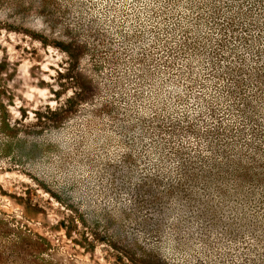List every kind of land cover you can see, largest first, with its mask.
Listing matches in <instances>:
<instances>
[{"label": "rangeland", "instance_id": "1", "mask_svg": "<svg viewBox=\"0 0 264 264\" xmlns=\"http://www.w3.org/2000/svg\"><path fill=\"white\" fill-rule=\"evenodd\" d=\"M253 1L0 0V264H131L59 227L66 202L122 249L138 239L173 264H264V151L233 123L264 121V96L245 105L227 65L264 64ZM146 172L197 176L148 222L157 244L122 212Z\"/></svg>", "mask_w": 264, "mask_h": 264}, {"label": "trees", "instance_id": "2", "mask_svg": "<svg viewBox=\"0 0 264 264\" xmlns=\"http://www.w3.org/2000/svg\"><path fill=\"white\" fill-rule=\"evenodd\" d=\"M262 0H254L253 1V7L256 5V10H247L249 16L252 19V23L254 24V27L257 28L258 34L260 36L261 31L264 30V27L262 26L261 21L264 22V5H258ZM264 25V24H263ZM257 35V38H260ZM262 36V35H261ZM264 38V36H262ZM240 38L245 40V42L249 43L254 38L252 35H240ZM250 46H252V42L250 43ZM256 54L258 58L256 59V62H259V59L261 57L264 58V45L260 48L256 49ZM238 57L240 58L241 62H246L245 57L240 54V52L237 54ZM242 58H244L242 60ZM233 58L230 60L232 61ZM264 60V59H263ZM245 63L242 64H236L234 62L233 65H231V62L228 65V69L230 72L231 76L237 77V73L239 75L241 74L242 78H244L245 75L248 76L249 81L242 80L240 78L239 80H234L233 83H231L228 87H233L234 94H236L239 99L243 102H246L245 105L250 107V102L249 98H253V95L259 94L261 96H264V86H262V82H254L253 88L251 87L252 85V80L250 78H254L255 80H263L264 82V64L260 66V69L255 70V74H253V69L250 65H244ZM254 64V62H253ZM254 80V81H255ZM246 93L248 95H246ZM71 101L69 99L66 100V103H70ZM239 106V105H238ZM242 107V105L240 104ZM63 107H65V104H63ZM248 107V108H249ZM251 109H254L251 107ZM254 111V110H251ZM54 112V111H53ZM53 112L49 111V118L45 117L47 121H50V118H52L54 115L52 114ZM256 113L252 112L250 114L247 113L246 117L248 118L249 123L250 122H258L257 125L254 123L249 125V124H242L241 126H238L235 124V121H233L234 126H236V132L239 130V132H248L250 131V134L248 135L249 138H244V142L248 143L250 146H254L253 149L260 151H264V121L256 117L254 114ZM224 130V129H223ZM235 132V133H236ZM218 134V133H217ZM216 134V135H217ZM227 136V135H226ZM225 135H222L221 137L216 136V139H214L213 143L214 145H224V144H233L231 139H224ZM248 139V140H247ZM212 145V142H211ZM203 157L207 160L209 158L208 152L203 155ZM216 162L218 164L222 165V158L215 156L214 157ZM232 158V157H231ZM188 171V170H187ZM186 172V170L184 171ZM185 178L186 182L193 181L196 175H191V176H183ZM182 176H178L177 179L173 182L171 178L164 179V177H160L159 172L156 174L153 173H145L143 176L144 182H142V186L145 188V191L142 193H139L135 191V193L129 194L127 192L126 194H123L122 196L129 197L127 200H124V206L122 207V212L123 214L126 215V217L129 219L128 226L135 227L139 233L143 234L145 238L148 240H153L154 243H158V241L161 239L160 237V225H158L157 221L154 222L153 224H148V222H151L153 220V215L158 214L160 215V211L168 208V206L171 205V202L167 200V198H164V196L171 195L173 191L177 192H186L187 190L185 189V184L181 181ZM156 178V179H155ZM152 180H158L161 185H158L157 183L152 187V185L147 182V181H152ZM169 180L168 182H164ZM164 182V183H162ZM203 185V184H201ZM252 185V184H250ZM249 185V186H250ZM158 187V189H154L155 187ZM166 189V190H165ZM61 206L62 204L58 202ZM62 210L66 211V217L58 223L59 227H63L67 231H76V229L81 226L84 228L85 234H89L90 239H92L93 242L100 241L104 242L105 245L107 246L108 250L111 252V254L119 260H126L130 262L131 264H173L170 263L169 260H167L165 257H162L161 255L157 254V252L154 249H146L138 243V239L134 241V247L136 248L135 250L128 249V246H125L124 249L121 247H118L120 245V236L118 235L117 232H109L108 227L103 225L101 229L97 228L98 221H91L86 219L85 214L82 213L77 205H72L71 202L68 203H63ZM144 211V213H141ZM134 214L137 215V217L130 219L129 214ZM106 223V222H105ZM88 230V233L86 231ZM37 239L40 242H43L44 240L37 237ZM124 242V239L122 240ZM133 242V241H132ZM135 242H137L135 244ZM143 243V242H142ZM37 245V244H36Z\"/></svg>", "mask_w": 264, "mask_h": 264}]
</instances>
